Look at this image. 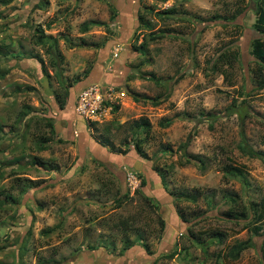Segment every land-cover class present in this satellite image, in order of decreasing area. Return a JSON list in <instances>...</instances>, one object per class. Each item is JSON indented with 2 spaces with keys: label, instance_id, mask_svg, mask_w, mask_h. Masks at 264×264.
<instances>
[{
  "label": "rangeland",
  "instance_id": "rangeland-1",
  "mask_svg": "<svg viewBox=\"0 0 264 264\" xmlns=\"http://www.w3.org/2000/svg\"><path fill=\"white\" fill-rule=\"evenodd\" d=\"M39 2L46 5L39 7ZM254 2L111 0L118 14L109 25L114 36L105 45V66L120 48L114 64L122 60L130 78L116 84V91L124 93L93 125L71 117L74 100L62 110L52 93L59 77L72 80L102 60L103 48H68L63 36L81 44L101 41L103 27L82 33L80 26L90 19L109 21L106 0L0 3V46L9 45L24 57L0 54V70L7 72L0 77V264H263L264 215L257 222L253 215L264 211V160L240 152L242 129L235 113L248 111L243 123L246 140L264 153V88L256 86L257 80H264V69L251 55L252 41L260 36L254 28ZM157 12L167 13L162 19ZM139 13L150 30L138 27ZM38 25L59 39L64 61L57 71L48 49L34 42ZM162 30L164 38L150 40V31ZM145 39L147 52L142 55L133 45L138 48ZM223 51L239 57L213 70L210 64ZM31 53L40 55L49 79ZM152 74L157 81L150 79ZM24 107L28 114L19 116ZM46 119L53 121L56 137L44 126ZM141 119L149 122L148 133L132 125ZM40 136L53 139L42 150ZM106 136L115 149L124 137L131 142L138 138L147 159L139 157L132 143L128 153L110 154L96 142ZM183 152L200 156L205 167L197 161L186 163ZM34 156L53 161L58 170L47 172L33 163ZM226 164L244 167L247 183L224 175ZM154 168L164 173L165 186ZM129 172L137 188L127 180ZM28 179L42 183L20 197L18 187L26 186ZM142 180L145 185L140 187ZM137 189L158 209L149 207ZM183 191L199 197L175 201V194ZM7 192L16 195L18 205L7 202ZM228 193L238 197L236 212L244 207L242 220L224 216L235 206L225 201ZM177 210L189 223L180 221ZM158 216L165 220V229ZM125 219L130 225L126 231L121 224ZM255 226L261 229L255 232ZM189 228L200 236V243H210L207 250L189 237ZM212 231L223 234L221 243L212 241ZM126 237L137 244L121 256ZM242 241L251 245L232 261L228 249ZM23 246L27 252L22 255ZM89 246L98 248L88 251ZM175 250L180 254L169 259Z\"/></svg>",
  "mask_w": 264,
  "mask_h": 264
},
{
  "label": "trees",
  "instance_id": "trees-1",
  "mask_svg": "<svg viewBox=\"0 0 264 264\" xmlns=\"http://www.w3.org/2000/svg\"><path fill=\"white\" fill-rule=\"evenodd\" d=\"M12 0H0L1 4H8L9 2H11ZM106 3L108 4L109 8H110V18L109 21H102V20H94V19H90L89 21H86L84 23L81 24L80 26V31L82 33H87L89 31L90 28L94 27V26H101L105 29L106 34L104 36V38L101 41H92L89 43H74V41L72 39H70L67 36H63L65 39V42L67 43V47L68 48H72V47H79V48H89V47H93L95 49H100L103 48L106 44L109 43V41L112 40L114 33L112 32V30L110 29V24L112 25L116 19H117V14L118 11L116 9V7H114V4L111 3V0H106ZM39 7H44V5H46V3H42L39 2V4H36ZM254 6H255V13H256V19H255V23H254V28L259 32L260 36L263 35L264 37V0H255L254 2ZM144 10L146 11L147 14H151L152 13V9H148V7H144ZM167 12H157L155 15H157L159 18H162V15L165 14ZM215 17H219V16H215ZM163 19V18H162ZM138 27L141 26V28L150 30L151 26L148 23V21L144 18V14L139 13L138 17ZM164 31H159V32H155V31H150L149 32V37L150 40L155 41L158 39H162L164 38ZM34 42L36 45L39 46H43L44 48L46 47L48 49V51H46L47 54H49L50 56H53L55 59L52 62V67L56 69L60 67V64L64 61V56L61 53V51L59 50L58 44H59V39L58 38H54L52 36H49L47 34L44 33L43 28H41L39 25L35 27L34 29ZM257 37L255 39H253L252 41V47H251V55L254 57V59L257 61L258 65L260 67H262V69H264V39L263 37ZM137 37V35L135 36ZM138 38V37H137ZM148 44L147 40L145 39L144 42L137 48L136 46L133 45V50L134 51H140L141 49V54H145L147 51L145 50L146 45ZM9 45H1L0 46V54L2 53H6L7 54H12V56L14 57H18V58H24L23 56H21L20 52H12V50L10 49ZM46 49V50H47ZM128 50V49H126ZM39 54H35V53H31L29 55V57L31 59H36L38 61V63H40V66L43 68V71L45 72V76L49 79L50 76L48 75V71L47 68L45 67V65L43 64L42 60L39 58ZM239 57L238 53H234L232 54L231 52H227V51H223L221 52L217 58L215 60H213V62L210 64V68H212L213 70H217L218 71V64H222V63H226V64H230L233 60H237ZM221 62V63H219ZM122 64V60H120L119 65ZM123 65V64H122ZM125 65H123L124 67ZM92 66L89 65L88 69L83 73V74H77L72 80H68L67 78L64 77H59L58 80V87L57 90L55 92H53V98L55 100V102L58 104L57 106H59L60 109H65L66 107H68L69 103L72 102V100H74V104L71 105V109H74V105H76V96L75 97H71V88L76 85L77 83H81L84 80L88 79L89 75H91L92 72ZM58 72H60V69L58 70ZM7 72L6 71H2L0 70V77L5 76ZM127 73V75H126ZM129 73V69L125 67V71L123 72L124 79L126 81V79L130 78ZM59 76V75H58ZM155 74H152L150 76V79L157 81L158 79L155 77ZM123 79V78H122ZM121 79V82L122 81ZM256 86L258 88H264V80L260 79L257 80L256 82ZM87 87V86H86ZM115 87V86H114ZM117 88V87H116ZM84 89V88H83ZM70 97V98H69ZM28 107H24V111L21 112L19 114V116H25L26 114H28V112L26 110H28ZM118 109V107H114V111H116ZM29 111V110H28ZM74 111V110H73ZM243 111V113H242ZM238 115L239 121H240V128L242 129L241 131V143L239 144L238 148L240 150L241 153L252 157V158H259L261 160H264V153L261 152V150H255L251 145L248 144L247 140H246V133L244 132L243 129V123H244V118L246 117V115L248 114V111L244 108L240 109H236L235 112ZM46 122L44 123V126L47 127V129H50V133L51 136L56 137L57 133H56V129L54 126L53 121H49L48 119L45 120ZM94 121L89 122L88 124H92L93 125ZM132 125L141 130L144 129V131L146 133H148L150 131V124L146 119H141V120H136L133 121ZM107 129H109V127H106ZM110 130V129H109ZM53 139L47 138L46 136H40V138L37 140L38 143V150H42L45 149L47 147V144L52 142ZM61 141V140H59ZM96 142L103 148H106L108 150V152L110 154L113 155H123L128 153L129 149H130V144L132 143V148L133 150L139 155L140 158L142 159H147V155L143 149V145L142 142L139 141L138 138L133 139L132 142L131 140L127 139V137H124L123 140L120 143V148L119 149H115V146L113 145V142L106 136V137H102L100 138L99 141L96 140ZM180 149H183V151H185L186 149V145L185 144H181V146L179 147ZM183 155H185V159H186V163H191L193 161H197L198 163H200V165L202 166V168L205 167L206 163L205 161L198 155H193V154H186L185 152H183ZM33 163L37 166L43 167L44 169L47 170V172H54L58 170V165H55L53 161L44 159L42 157H38V156H34L33 157ZM156 171V174L158 176H160L161 181L163 186H165V179H164V173L161 172V170L154 168ZM222 172L224 173V175L232 178V179H239L241 180V182L247 183V178H246V172L244 170V167H237V166H232L230 164H226L223 168H222ZM42 183V181H33V180H27V185L26 186H22V187H18L19 190V194L20 197L25 196L30 188H35L37 186H40ZM145 185V181L142 180L140 187H143ZM140 190V189H139ZM138 189L136 190V192H138V194H141L142 196V200L149 205V207H151L152 209L156 210V205H154L153 203L150 202L149 196L144 195L142 192H140ZM1 194V192H0ZM2 195V194H1ZM16 195L7 192V194H5L3 197L7 200V202L9 204H16L18 205L19 203V199H17L15 197ZM128 195H125V197H127ZM199 195H189L186 192H181L179 194H175V201L180 202L181 200H186V199H190L192 201H196V199H198ZM225 201H228L230 204H235L234 208L230 211L228 210L226 212V214H224V216L229 217L230 220H242V218H245L246 216V212L244 211V207L242 206L240 208L241 211L236 212V204L238 202V197L235 194H230L228 193L225 196ZM4 200V199H3ZM2 202V201H1ZM119 203V201H117ZM117 203V204H118ZM42 207V206H41ZM158 209V207H157ZM177 214L179 216L180 221L182 220L183 223H189V220H187L182 211L177 210ZM264 215V211H260L259 212H254L253 218L255 220V222L259 221V219L261 220L262 217ZM159 217L160 220V224L162 226L161 229H165V220H163L162 218ZM123 228L125 231L128 230L127 228L130 227L128 220H124V222L121 223ZM260 226H255L254 227V231L257 232V230H260ZM46 234L51 233V230H44L43 231ZM188 233H189V237H191L192 239H194L198 245L200 244V246L202 248H205L204 250H207L209 247L210 243L207 242H199V238L200 236H198L197 234H195V232H192L191 228L188 229ZM212 237V241H217L218 243H221L224 239V236L222 233L220 232H215L212 231L210 233V238ZM138 240H142V236L138 237ZM135 244H137V240L135 242V240H130L128 237L125 238V240L123 241V245L120 248V255H124L125 252H127V250L131 249ZM141 245H139L144 251L147 252L148 255H151L152 252L150 253V251H148V247L145 244L140 243ZM251 245V243L247 242V241H242V242H238L235 245H233L232 247H230V249H228V258H230L232 261L238 260L242 250L245 249L247 246ZM23 247H20V251L22 250V253L27 252ZM99 247H104V249L106 248V246H99ZM98 247L96 246H89L88 249L90 250H96ZM107 249V248H106ZM108 250V249H107ZM186 250V249H185ZM180 253L178 251H173L170 255H168L169 259H173L176 256H178ZM23 255V254H22ZM214 264H219L217 261ZM264 264V261H263Z\"/></svg>",
  "mask_w": 264,
  "mask_h": 264
},
{
  "label": "built area",
  "instance_id": "built-area-1",
  "mask_svg": "<svg viewBox=\"0 0 264 264\" xmlns=\"http://www.w3.org/2000/svg\"><path fill=\"white\" fill-rule=\"evenodd\" d=\"M124 93L122 90L117 92L115 87L104 86L97 83L89 84L76 94L75 114L86 123L100 121L102 117L110 113L112 106H115L117 96ZM127 180L134 188L138 186L136 178L129 172Z\"/></svg>",
  "mask_w": 264,
  "mask_h": 264
},
{
  "label": "crops",
  "instance_id": "crops-1",
  "mask_svg": "<svg viewBox=\"0 0 264 264\" xmlns=\"http://www.w3.org/2000/svg\"><path fill=\"white\" fill-rule=\"evenodd\" d=\"M105 47V46H104ZM101 50L102 53H100V57H102V60L100 59L99 61H96L93 65V69H92V72H91V75H89L88 79L84 80L83 82H81L80 84L77 83V88L75 87V89H78L77 92H75L76 94L78 92H80V90H82L83 88H85L86 86H88L89 84H92V83H97V84H101V85H104V86H117L116 84H120L121 82V79L123 78L124 79V76L123 75V72L125 71V68L123 67L122 64H114L115 61L117 60V55H118V51L120 48L118 49H115L116 51L114 52L115 53V56L113 55V52H112V55H113V60H112V63H110L108 66V68L105 66V64L107 63L105 61V58H106V55H107V52H108V47L104 48ZM117 48V47H116ZM104 60V61H103ZM127 75V73H126ZM80 86V87H78ZM76 94H74V97L76 96ZM67 109V107L65 108ZM64 109V110H65ZM74 110V109H73ZM71 111V110H70ZM72 116L71 117H74L75 119H78V121H81L83 122L84 124H86V122L79 118L75 112H71ZM83 128V127H82Z\"/></svg>",
  "mask_w": 264,
  "mask_h": 264
},
{
  "label": "water",
  "instance_id": "water-1",
  "mask_svg": "<svg viewBox=\"0 0 264 264\" xmlns=\"http://www.w3.org/2000/svg\"><path fill=\"white\" fill-rule=\"evenodd\" d=\"M71 94H72V92H71ZM72 96H73V94H72Z\"/></svg>",
  "mask_w": 264,
  "mask_h": 264
},
{
  "label": "flooded vegetation",
  "instance_id": "flooded-vegetation-1",
  "mask_svg": "<svg viewBox=\"0 0 264 264\" xmlns=\"http://www.w3.org/2000/svg\"><path fill=\"white\" fill-rule=\"evenodd\" d=\"M89 251V250H88ZM91 251V250H90ZM126 253V252H125Z\"/></svg>",
  "mask_w": 264,
  "mask_h": 264
}]
</instances>
